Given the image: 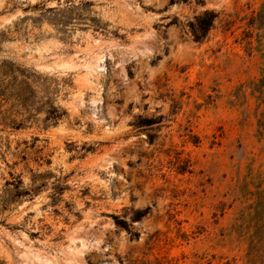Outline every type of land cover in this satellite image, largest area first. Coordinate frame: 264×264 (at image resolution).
Segmentation results:
<instances>
[{
  "label": "rangeland",
  "instance_id": "rangeland-1",
  "mask_svg": "<svg viewBox=\"0 0 264 264\" xmlns=\"http://www.w3.org/2000/svg\"><path fill=\"white\" fill-rule=\"evenodd\" d=\"M4 62L0 264H264V0H0Z\"/></svg>",
  "mask_w": 264,
  "mask_h": 264
},
{
  "label": "trees",
  "instance_id": "trees-1",
  "mask_svg": "<svg viewBox=\"0 0 264 264\" xmlns=\"http://www.w3.org/2000/svg\"><path fill=\"white\" fill-rule=\"evenodd\" d=\"M218 17V14L215 13L214 11H204L201 15L197 16L194 20V22H190V29L193 35V38L195 39V41L201 42L202 40H204L207 35L209 30L211 29V27L213 26V23L215 21V19ZM20 71L18 68H16L13 64L8 63V62H4L0 64V74L2 73V75L4 76L5 74L8 73H16ZM9 84L5 85L8 86ZM3 89V82H0V90ZM161 120L160 118L158 119H154V118H139L136 125L137 126H153L156 125L158 123H160ZM154 137L151 135L149 137L150 141H153ZM147 212H136L134 215V220H139L141 217H143ZM117 223L127 229L128 225L126 223V221L122 220V219H118Z\"/></svg>",
  "mask_w": 264,
  "mask_h": 264
}]
</instances>
